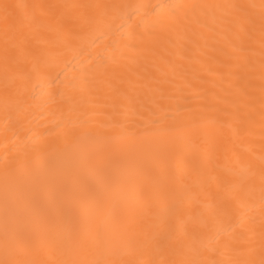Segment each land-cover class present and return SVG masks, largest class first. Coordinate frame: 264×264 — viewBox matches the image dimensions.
<instances>
[{"label":"bare ground","instance_id":"1","mask_svg":"<svg viewBox=\"0 0 264 264\" xmlns=\"http://www.w3.org/2000/svg\"><path fill=\"white\" fill-rule=\"evenodd\" d=\"M0 264H264V0H0Z\"/></svg>","mask_w":264,"mask_h":264}]
</instances>
